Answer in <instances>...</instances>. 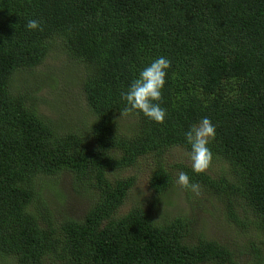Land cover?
<instances>
[{"label":"trees","instance_id":"1","mask_svg":"<svg viewBox=\"0 0 264 264\" xmlns=\"http://www.w3.org/2000/svg\"><path fill=\"white\" fill-rule=\"evenodd\" d=\"M29 19L41 30H27ZM55 46L84 67L93 121L82 130L40 114L31 93L38 86L27 72ZM159 55L171 60L165 121L121 116L120 92ZM205 116L216 135L204 173L158 157L173 149L188 156L184 132ZM147 158L157 196L119 214L138 174L115 172ZM176 167L225 206L241 239L194 237L187 215H157L158 201L177 185ZM67 172L74 193L92 195L79 218L49 204L38 187L43 176ZM242 258L264 264V0H0V264Z\"/></svg>","mask_w":264,"mask_h":264},{"label":"rangeland","instance_id":"2","mask_svg":"<svg viewBox=\"0 0 264 264\" xmlns=\"http://www.w3.org/2000/svg\"><path fill=\"white\" fill-rule=\"evenodd\" d=\"M30 84L38 87L31 93L40 114L60 123L63 129L82 130L93 121V115L85 98L82 78L84 67L74 60L69 59L65 51L60 46H55L46 56L43 63L33 72H27ZM17 83L22 86L23 74L17 75ZM127 124V120H123ZM157 155L152 154V157ZM169 164L177 162L179 159L185 163L191 162L183 149H173L164 156H158ZM187 157V158H186ZM153 166L152 159H142L134 167H127L115 172L116 175L129 176L138 174L136 184L132 187L119 214L127 213L136 205H145L153 196H157L149 184V173ZM176 180L180 170L175 169ZM44 177V176H43ZM42 177V178H43ZM38 180V187L48 203L58 208L67 209L76 218L83 216L89 207L92 197L91 192L78 195L73 192L74 182L69 172L60 176H49ZM61 195V196H60ZM155 199V197L153 198ZM157 208V215L161 217H174L177 215H187L193 222L192 236L206 234L213 238L230 239L240 238L242 227L231 222L225 212V206L215 197L210 195L203 188L200 195L196 196L190 190L175 185L165 197L160 201ZM58 207V208H57ZM243 264L249 261L241 259Z\"/></svg>","mask_w":264,"mask_h":264},{"label":"clouds","instance_id":"3","mask_svg":"<svg viewBox=\"0 0 264 264\" xmlns=\"http://www.w3.org/2000/svg\"><path fill=\"white\" fill-rule=\"evenodd\" d=\"M25 28L30 31L41 30V21L29 19ZM170 68L171 60L166 55H159L139 69L126 89L120 92V98L124 102L121 116L141 114L151 122L162 124L167 115L166 109L161 106L162 93ZM215 135V125L206 116L191 124L184 132L185 142L190 149L188 158L193 173L201 174L208 169L213 158L209 144ZM176 183L196 196L200 195L201 186L192 182L187 172L180 171Z\"/></svg>","mask_w":264,"mask_h":264}]
</instances>
